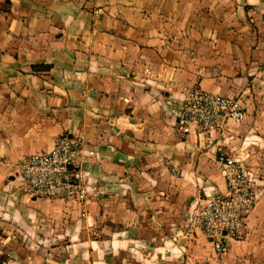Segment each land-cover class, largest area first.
I'll list each match as a JSON object with an SVG mask.
<instances>
[{
	"label": "crops",
	"instance_id": "0c3cea01",
	"mask_svg": "<svg viewBox=\"0 0 264 264\" xmlns=\"http://www.w3.org/2000/svg\"><path fill=\"white\" fill-rule=\"evenodd\" d=\"M194 89L244 120L182 136ZM63 135L85 143L82 204L17 178ZM221 153L264 181V0H0V264H264V189L224 255L190 229L227 193Z\"/></svg>",
	"mask_w": 264,
	"mask_h": 264
},
{
	"label": "built area",
	"instance_id": "2783aa9c",
	"mask_svg": "<svg viewBox=\"0 0 264 264\" xmlns=\"http://www.w3.org/2000/svg\"><path fill=\"white\" fill-rule=\"evenodd\" d=\"M246 109L238 98H229L194 89L184 101L177 120L182 136L193 128L198 133L221 136L232 123L241 122ZM83 140L64 136L51 151L23 157L17 178L25 192L35 198L73 200L81 191L79 158ZM224 174L227 193L208 197L197 207L190 229H199L219 255L228 252L230 241L241 237L248 215L256 207L262 189L258 177L232 155L218 157Z\"/></svg>",
	"mask_w": 264,
	"mask_h": 264
},
{
	"label": "rangeland",
	"instance_id": "374dc122",
	"mask_svg": "<svg viewBox=\"0 0 264 264\" xmlns=\"http://www.w3.org/2000/svg\"><path fill=\"white\" fill-rule=\"evenodd\" d=\"M125 1H127V3L129 2V1H132V0H125ZM115 8V7H114ZM119 8H121V9H124V11L123 12H125V13H127V14H129L130 16L129 17H144V18H149L150 17V14H151V6H149V4H147V5H145V6H142V7H139V6H135V5H130V4H127V5H124V7H116V11H115V9L114 10H112L111 11V13H118L119 11H118V9ZM119 13H121V12H119ZM115 16L117 17L118 15H116L115 14ZM120 17H121V14H120ZM127 17V16H126ZM241 99V98H240ZM176 130H177V127H176ZM178 132V131H177ZM64 136H67V135H63L62 137H64ZM70 136V135H69ZM61 137V138H62ZM60 138V139H61ZM83 140V139H82ZM59 141V140H58ZM57 141V142H58ZM84 148H85V143H84V141H83V151H84ZM32 155H36V154H32ZM32 155H27V156H32ZM81 155H83V153L81 154ZM24 157H26V156H24ZM22 160V159H21ZM20 160V161H21ZM20 163V162H19ZM19 165V164H18ZM79 172H81L80 170H79ZM251 172H253V171H251ZM259 172L260 173H258V175H263L264 176V169H260L259 170ZM17 175H18V173H17ZM262 180H264V179H262ZM260 183L262 182V186H261V189L263 190L264 189V181H259ZM257 184H259L258 183V181H257ZM82 185H83V183L81 184V181H80V186H81V191L79 192V195L75 198V199H73V200H71V201H73V202H79L80 204H82L83 202L85 203V201H86V198H87V194H86V189H85V186L83 185V187H82ZM27 193V192H26ZM32 199H40V200H51V201H54V200H62V201H69V200H63V199H59V198H54V199H42V198H35V197H33L31 194H29V193H27Z\"/></svg>",
	"mask_w": 264,
	"mask_h": 264
}]
</instances>
